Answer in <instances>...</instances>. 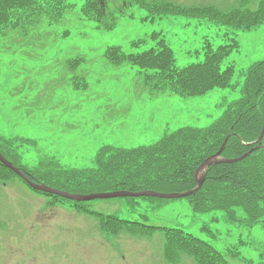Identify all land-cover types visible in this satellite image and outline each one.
<instances>
[{
	"label": "rangeland",
	"instance_id": "rangeland-1",
	"mask_svg": "<svg viewBox=\"0 0 264 264\" xmlns=\"http://www.w3.org/2000/svg\"><path fill=\"white\" fill-rule=\"evenodd\" d=\"M146 1L222 11L255 9L260 3ZM67 2L73 6L58 23L27 33L19 29L0 39V137L9 140L3 146L6 154L16 155L12 159L30 169L49 158L86 168L105 144L151 145L181 127H208L241 95L240 73L264 59V23L243 30L205 15H164L139 0H107V10L117 19L111 29H104L83 15L84 0ZM156 32L173 49L179 67L203 61L206 39L214 47L235 39L238 47L222 68L235 64L240 85L196 96L151 92L137 66L108 61L109 46L143 52L157 45L161 36L151 37ZM139 39L144 41L132 45ZM51 200L15 175L0 179V264H199L187 253L167 258L162 229L105 232L98 215L79 211L70 202L48 207ZM85 206L148 225L179 227L234 263L264 264V218L252 226L230 222L223 210L195 212L188 197L99 198Z\"/></svg>",
	"mask_w": 264,
	"mask_h": 264
},
{
	"label": "trees",
	"instance_id": "trees-1",
	"mask_svg": "<svg viewBox=\"0 0 264 264\" xmlns=\"http://www.w3.org/2000/svg\"><path fill=\"white\" fill-rule=\"evenodd\" d=\"M143 5L150 6L144 0ZM107 0H84L83 15L94 20L98 27L111 29L116 16L106 8ZM52 6H54L52 8ZM73 5L67 0H0V39L16 30L27 33L35 26L58 23ZM164 15H205L216 23L249 30L264 23V0L257 8L234 7L222 11L214 6L188 7L170 2L153 4ZM161 33L151 37L158 39ZM144 40L132 42L137 46ZM238 42L217 47L209 39L204 44L201 62L179 67L174 51L161 36L157 45L143 52L127 53L120 46H109L107 59L114 64L130 63L142 72V79L151 92H170L180 96L202 95L214 88L236 89L235 64L222 68V63ZM244 76L241 95L229 103L223 115L208 127H181L165 134L151 145L120 147L103 145L93 164L86 168L70 167L49 158L36 169L17 164L6 154L9 140L0 137V151L31 178L70 192L90 193L115 190H153L181 192L194 188L196 168L215 154L228 137L222 155L237 157L256 145L264 120V59L253 63L240 73ZM26 140V139H24ZM15 175L26 181L0 161V179ZM42 193V192H40ZM46 194V193H43ZM50 195V194H46ZM53 203L70 202L79 211L99 216L105 232L116 233L124 229L133 232L162 229L165 235V255L172 259L183 253L190 254L199 264H236L211 243L179 227L148 225L140 221L104 215L88 209L84 202L72 201L53 195ZM153 199L165 198L153 196ZM128 198H136L129 196ZM194 211L202 213L223 210L230 222L252 226L264 218V138L262 146L240 161L211 165L201 189L188 197ZM51 202V203H52Z\"/></svg>",
	"mask_w": 264,
	"mask_h": 264
},
{
	"label": "water",
	"instance_id": "water-1",
	"mask_svg": "<svg viewBox=\"0 0 264 264\" xmlns=\"http://www.w3.org/2000/svg\"><path fill=\"white\" fill-rule=\"evenodd\" d=\"M263 136H264V126H263V129H262V131L260 133V136L258 138V141L259 142H261ZM254 149L255 148H252L251 150H249V152H247L246 154H243L240 157L230 158V159H224V158L220 157L221 151H219L216 155L207 158L197 168L195 177L197 178L198 186L195 189L190 190V191H186V192H174V193H159V192H152V191L132 192V191H127V190H119V191H112V192L111 191L110 192H94V193H90V194H73V193H69L67 191H62V190H59V189L51 188L50 186H47L46 184H43V183L33 182L32 180L28 179L25 176V174L20 171L19 168L15 167L12 162L8 161L1 154H0V160H2L9 167H11L12 169H14L21 176H23L24 178H26L27 181L29 182V184L32 187H34V188H36L38 190L55 193V194H58V195L67 197L69 199H72V200L88 201V200H92V199H96V198H113V197H126V196H140V195H157V196H162V197L170 198V197H185V196H188V195H190L192 193H195L202 186L203 180H204V176H205V171L207 170V168L211 164H215V163L222 162V161L223 162H234V161H238V160L246 157Z\"/></svg>",
	"mask_w": 264,
	"mask_h": 264
}]
</instances>
